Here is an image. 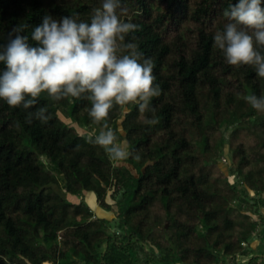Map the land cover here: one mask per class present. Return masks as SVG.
I'll return each instance as SVG.
<instances>
[{
	"label": "trees",
	"instance_id": "16d2710c",
	"mask_svg": "<svg viewBox=\"0 0 264 264\" xmlns=\"http://www.w3.org/2000/svg\"><path fill=\"white\" fill-rule=\"evenodd\" d=\"M236 2L121 0V19L139 26L126 41L153 61L155 111L128 105L124 117L114 105L96 124L84 98L42 93L29 109L0 100V264H264V111L245 100L264 96V78L214 44ZM101 4L0 0V46L25 25L37 47L31 33L45 16L90 23ZM39 108L47 122H26ZM103 123L140 159L117 164L93 143ZM109 191L121 193L114 205Z\"/></svg>",
	"mask_w": 264,
	"mask_h": 264
},
{
	"label": "clouds",
	"instance_id": "9594fccd",
	"mask_svg": "<svg viewBox=\"0 0 264 264\" xmlns=\"http://www.w3.org/2000/svg\"><path fill=\"white\" fill-rule=\"evenodd\" d=\"M128 9L121 0H102L93 9L90 23L72 17L60 21L45 16L31 33L39 46L32 47L28 37L20 33V25L9 33L8 43L0 46V100L10 107L24 109L36 105L42 93L55 101L84 98L90 101L88 115L96 124L107 121L114 105L122 115L129 114L128 105L139 112L149 109L153 97L161 90L154 86L153 61L145 58L139 46L126 41L139 26L121 19ZM224 15L228 18L222 31H216L214 44L231 66H254L258 77L264 78V7L262 0H237ZM135 37H133V40ZM245 100L256 110L264 111V96L249 95ZM46 108L30 112L26 122L35 118L47 122ZM149 125L158 120L147 119ZM96 145L102 147L117 164L129 157L140 156L129 151L128 140L117 142L116 133L103 123L98 134L93 131Z\"/></svg>",
	"mask_w": 264,
	"mask_h": 264
},
{
	"label": "rangeland",
	"instance_id": "374dc122",
	"mask_svg": "<svg viewBox=\"0 0 264 264\" xmlns=\"http://www.w3.org/2000/svg\"><path fill=\"white\" fill-rule=\"evenodd\" d=\"M61 117H62V119H63L65 122H69V120H68L67 118H65L63 115H62ZM94 131H95V133H98V132L100 131V129H99V130L95 129ZM226 149H227V147L225 148V150H226ZM225 156H226V155H225ZM235 161H236L237 163H239L240 158L237 157V158L235 159ZM220 166H221L223 169H225V171H226L227 167L229 166V160H228V158H226V161H223V160H222ZM226 172H227V171H226ZM230 179L232 180V178H230ZM53 187H54L57 191H59L61 194H64L68 199H70L71 201H73V202H75V203H78V202L81 200V197H80V196H68V195H66L64 191L62 192L61 190H59V187H58L57 185H54V184H53ZM90 195H91V193L85 192L83 197H84V199L88 200L89 202H93L92 204H93V206H94V211H95V213H97V211L100 210V209H99V206H98V203L95 202V198H94V196H93L92 201H90ZM120 196H121V193H118V194L116 195V197L113 199V198H112V192L109 191V194H108L107 200H108V202H109L110 204H113V205H114L115 201H117L118 198H119ZM112 209H113V211H108V212H107V211H104V212L102 211L103 216H104V217H108V218L113 217V215L116 213V212H115V211H116V208H113V207H112ZM100 211H101V210H100ZM263 215H264V213H263ZM255 217H256V216H255ZM258 218H259V216L256 217V219H258ZM110 225L113 226L114 223H110ZM58 239H60V237H59ZM43 264H54V263H51V262L46 263V262H44Z\"/></svg>",
	"mask_w": 264,
	"mask_h": 264
}]
</instances>
